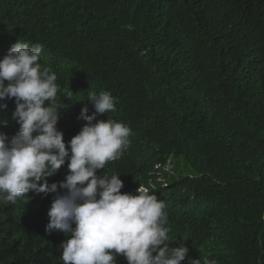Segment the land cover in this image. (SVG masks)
<instances>
[{
  "label": "trees",
  "instance_id": "1",
  "mask_svg": "<svg viewBox=\"0 0 264 264\" xmlns=\"http://www.w3.org/2000/svg\"><path fill=\"white\" fill-rule=\"evenodd\" d=\"M17 40L43 46L66 145L81 109L95 112L91 92L116 98L96 118L125 123L130 146L96 175L166 203V243L188 249L181 264H264V0H0V59ZM0 103L11 138L14 99ZM67 172L66 161L48 183ZM64 192L0 200V264H63L69 235L45 229Z\"/></svg>",
  "mask_w": 264,
  "mask_h": 264
},
{
  "label": "clouds",
  "instance_id": "2",
  "mask_svg": "<svg viewBox=\"0 0 264 264\" xmlns=\"http://www.w3.org/2000/svg\"><path fill=\"white\" fill-rule=\"evenodd\" d=\"M42 49L17 40L0 59V102L14 99L12 119L19 125L11 138L0 132V200L15 203L29 192L65 190L53 199L45 229L69 235L60 245L63 264H116L119 255L127 264H181L188 249L166 243V203L143 187L136 195L122 194L120 175H96L130 146L132 133L125 123L96 118L114 111L116 98L108 91L91 92L87 101L95 112L87 115V107L81 109L78 119L85 124L66 145L57 129L60 86L56 74L39 62ZM71 95L68 89L65 97ZM6 108L0 103V109ZM66 161L64 181L49 184ZM204 264L217 261L205 258Z\"/></svg>",
  "mask_w": 264,
  "mask_h": 264
},
{
  "label": "rangeland",
  "instance_id": "3",
  "mask_svg": "<svg viewBox=\"0 0 264 264\" xmlns=\"http://www.w3.org/2000/svg\"><path fill=\"white\" fill-rule=\"evenodd\" d=\"M172 168H173V166L172 165H169V166H167L166 168H165V171H167L168 173H173V171H172Z\"/></svg>",
  "mask_w": 264,
  "mask_h": 264
}]
</instances>
